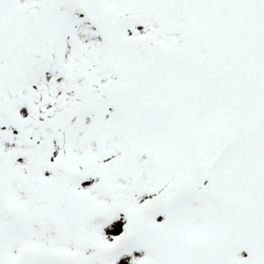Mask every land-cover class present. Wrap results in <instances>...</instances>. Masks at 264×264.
<instances>
[{
  "label": "snow or ice",
  "instance_id": "1",
  "mask_svg": "<svg viewBox=\"0 0 264 264\" xmlns=\"http://www.w3.org/2000/svg\"><path fill=\"white\" fill-rule=\"evenodd\" d=\"M0 264H264V0H0Z\"/></svg>",
  "mask_w": 264,
  "mask_h": 264
}]
</instances>
